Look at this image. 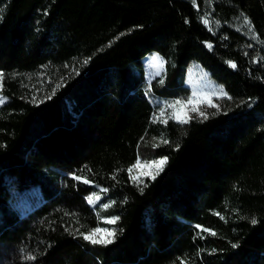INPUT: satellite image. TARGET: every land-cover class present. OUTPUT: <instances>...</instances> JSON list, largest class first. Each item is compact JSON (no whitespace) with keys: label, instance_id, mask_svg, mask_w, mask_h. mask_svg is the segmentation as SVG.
<instances>
[{"label":"trees","instance_id":"1","mask_svg":"<svg viewBox=\"0 0 264 264\" xmlns=\"http://www.w3.org/2000/svg\"><path fill=\"white\" fill-rule=\"evenodd\" d=\"M0 9V264H264V0H0ZM151 52L167 66L157 96L188 98L186 69L197 62L234 103L207 119L157 122L142 86ZM162 157L155 180L133 182L138 158ZM32 186L44 200L19 216L5 198ZM102 187L114 195L107 209L87 201ZM107 226L117 230L107 247L70 234Z\"/></svg>","mask_w":264,"mask_h":264},{"label":"rangeland","instance_id":"2","mask_svg":"<svg viewBox=\"0 0 264 264\" xmlns=\"http://www.w3.org/2000/svg\"><path fill=\"white\" fill-rule=\"evenodd\" d=\"M155 56H159L164 61V63L162 65L157 64L156 61L153 59V57ZM142 63H143V79H144L142 86L148 98L150 99L151 103L154 106V110H155L154 116H156V114H158L162 108H166L167 105L172 104L174 101L178 99L157 96L156 94H154V92L151 89L154 80H164L165 78L166 70H167L165 58L157 52H151L143 58ZM184 86L188 88V90L190 91V96L185 99H179L182 101L183 106L177 105L176 109L168 108L167 111L165 112V116L161 119L164 118H167L168 120L172 119L170 118V116L173 111H177L180 114L187 112L190 117L201 118L198 115V113L191 111V108L198 107L200 111L205 112L206 115L208 116L213 112L225 110L234 103V100L232 98L231 99H228L227 97L222 98L220 95H215L213 97L212 103L219 105V108L208 107L207 103L204 102L205 95H211L214 93L219 94L226 91L224 87L219 83H217L210 76L209 72L205 70L197 62H192L187 67ZM1 90L2 88H0V98H4L6 102L7 98L2 94ZM227 95L228 97H230L228 93ZM190 98L192 99V103L188 104L187 101ZM141 161H148V160H141ZM150 161H154V160H150ZM138 171H144V169H140V170L134 169L132 175L138 174ZM145 178H143V182ZM104 190L105 189L102 187L98 189V192H94L89 195L93 197V203L91 204L92 207L100 208L101 205L105 203H109L110 201H114V195L110 191L108 190L104 191ZM97 196H99L100 198L99 200L96 199ZM43 200H44L43 196L38 186H32L30 188L23 190H12L5 198L6 204L10 206L19 216H23L27 212L31 211L36 206L41 204ZM100 228L112 229L114 227L107 226Z\"/></svg>","mask_w":264,"mask_h":264},{"label":"snow or ice","instance_id":"3","mask_svg":"<svg viewBox=\"0 0 264 264\" xmlns=\"http://www.w3.org/2000/svg\"><path fill=\"white\" fill-rule=\"evenodd\" d=\"M2 13H3V9H0V19L3 18ZM203 22L205 24H209V20L207 18H205ZM244 23L246 25H248L250 29H254V25L251 24V21L246 16L244 17ZM153 59L159 65H162L164 63V61L159 56H155V57H153ZM88 62H89L88 60H85L83 63L87 64ZM231 66L236 67V64L231 63ZM4 76H5V74L3 72H0V88H2V81L4 80ZM160 83L162 84L163 80H161ZM60 86L61 85L57 84L56 89H58ZM56 89H53L51 95L45 96V99H51V97L55 95ZM215 95H220L222 98L227 97L228 99H231V97H228L226 92H222L219 94L214 93L211 95H205L204 96V102L207 103L208 107L219 108V105L212 103L213 97ZM4 102H5V99L0 98V104H2ZM41 102H43V101H41ZM187 103L191 104L192 99L190 98L187 101ZM177 105L183 106L182 101L178 99V100L174 101L172 104L167 105L166 108H162L160 110V112L158 114H156V116H154V119L157 120V122H163L166 124L168 122V119L167 118L161 119V118H163L165 116V112L167 111L168 108L176 109ZM191 111L198 113V115L201 118L207 119L206 113L203 111H200V109L198 107L191 108ZM170 118L175 119L181 123H188L191 119V117L188 115L187 112L180 114L177 111H173L171 113ZM160 142L163 144L168 143V141L164 140V139H161ZM153 146L158 147L159 144L153 145ZM166 164H167V157H162V158H159V159L154 160V161H141L138 158L136 163L132 167L128 168L127 171L129 172L133 182L137 183V185L139 186L141 183H143V178H145V177L150 178L152 180H155L156 176H158L164 170V167L166 166ZM134 169H136V170L144 169V171H138V174L132 175ZM72 175H73L74 180L82 181L83 183H86V184L92 183L88 179L83 178L81 176H78L74 173ZM140 190H141V192H143V187H141ZM104 191H107V190L105 189ZM96 199L99 200L100 199L99 196H97ZM87 201L89 204H92L93 203V197L92 196L87 197ZM113 204H115V201H110L109 203H105V204L101 205V207L103 209H107ZM118 219H119L118 217H108V218H105V222L108 224H115L118 221ZM251 223L256 224L257 223L256 219L252 218ZM196 227L198 229H201V232L210 231L208 229H202L200 225H197ZM70 234L79 236V238L83 239L84 241H87L89 244H91L93 246L100 245V246L107 247V246L115 243L116 237H117V230L115 228L106 229V228L97 227L94 229H89L87 231H80L77 228L75 230H71ZM211 234L215 235L214 232ZM233 247H238V245L234 244ZM25 259L34 261L37 259V257L35 255H28L25 257ZM181 264H186V262L182 260Z\"/></svg>","mask_w":264,"mask_h":264}]
</instances>
